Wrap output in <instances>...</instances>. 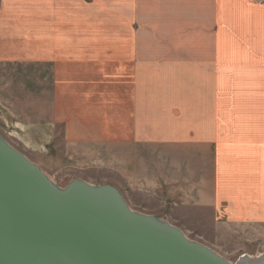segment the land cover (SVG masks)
Here are the masks:
<instances>
[{
	"label": "crops",
	"instance_id": "1",
	"mask_svg": "<svg viewBox=\"0 0 264 264\" xmlns=\"http://www.w3.org/2000/svg\"><path fill=\"white\" fill-rule=\"evenodd\" d=\"M8 62L42 67L52 85L43 119L24 129L47 160L60 124L67 148L120 165L129 184L232 228L264 227V114L203 109L196 130L188 110L210 106L219 75L264 90V1L0 0Z\"/></svg>",
	"mask_w": 264,
	"mask_h": 264
},
{
	"label": "water",
	"instance_id": "2",
	"mask_svg": "<svg viewBox=\"0 0 264 264\" xmlns=\"http://www.w3.org/2000/svg\"><path fill=\"white\" fill-rule=\"evenodd\" d=\"M0 264H264L229 261L111 183L58 185L0 133Z\"/></svg>",
	"mask_w": 264,
	"mask_h": 264
},
{
	"label": "rangeland",
	"instance_id": "3",
	"mask_svg": "<svg viewBox=\"0 0 264 264\" xmlns=\"http://www.w3.org/2000/svg\"><path fill=\"white\" fill-rule=\"evenodd\" d=\"M7 64L6 67L0 63V133L34 162L40 166L43 165L46 170L42 166L41 168L58 185L66 187L78 177L94 184L112 182L111 184L114 183L113 185L121 189L131 208L169 220L180 227L189 238L213 248L233 263L242 254L252 256L263 254L264 227L232 228L233 226L228 224L219 223L217 218H213L212 211L201 208L199 203H191L188 198L184 197L186 202L180 199L169 202L147 191V188L129 184L127 178L121 175L120 165H117L115 171H110L109 164H90L87 160L93 162L96 159L94 156L77 155L79 152L75 148H67L66 139L63 137V126L60 124L57 126L55 141H44L45 145L53 141L54 145L51 144L48 149L58 155L56 158L53 157L54 160L49 157L53 161L47 160L49 156L45 153L47 149L40 146L42 144L27 139L24 129L25 122L43 119V97L48 94L52 85L43 80V70L40 66L32 70L25 63L8 62ZM240 83L237 81V75L231 73L219 75V78L211 81L208 87H215L216 90L210 89V92H206L211 101L210 106L196 105L195 101L193 106L188 108L193 116L196 130L201 128L203 109H211L210 114L214 112L219 114L222 108L228 109L233 106L237 112H242L241 116L264 114V90L242 88L243 85ZM203 85L204 82L201 83V86ZM196 93L200 92L196 91ZM197 94L194 95L195 100ZM203 104L206 102L204 101ZM230 113L233 112L230 111ZM235 141L239 142L240 138ZM114 156L119 157L120 160L122 154L115 151ZM100 157L105 158L104 154Z\"/></svg>",
	"mask_w": 264,
	"mask_h": 264
},
{
	"label": "bare ground",
	"instance_id": "4",
	"mask_svg": "<svg viewBox=\"0 0 264 264\" xmlns=\"http://www.w3.org/2000/svg\"><path fill=\"white\" fill-rule=\"evenodd\" d=\"M7 139V138H6ZM30 159V158H29ZM36 163V162H35ZM41 167V166H40ZM94 184V183H93ZM123 194V193H122ZM124 196V195H123ZM125 198V197H124ZM127 201V200H126ZM129 204V203H128ZM249 254V253H248ZM264 256V252L263 254H259V255H256V256H252V255H247V254H242L241 258H244V257H251L252 259H258L260 257Z\"/></svg>",
	"mask_w": 264,
	"mask_h": 264
},
{
	"label": "built area",
	"instance_id": "5",
	"mask_svg": "<svg viewBox=\"0 0 264 264\" xmlns=\"http://www.w3.org/2000/svg\"><path fill=\"white\" fill-rule=\"evenodd\" d=\"M260 1H264V0H260Z\"/></svg>",
	"mask_w": 264,
	"mask_h": 264
}]
</instances>
